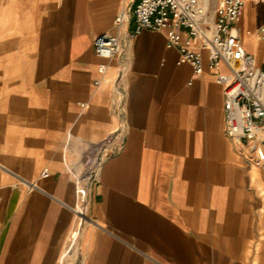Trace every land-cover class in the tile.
Masks as SVG:
<instances>
[{
	"label": "crops",
	"instance_id": "0c3cea01",
	"mask_svg": "<svg viewBox=\"0 0 264 264\" xmlns=\"http://www.w3.org/2000/svg\"><path fill=\"white\" fill-rule=\"evenodd\" d=\"M121 3L0 0V264L76 247L80 264H264V168L224 133L207 51L196 77L166 30L143 29L98 73L93 42ZM235 26L264 69V0ZM107 150L83 206L75 176Z\"/></svg>",
	"mask_w": 264,
	"mask_h": 264
},
{
	"label": "built area",
	"instance_id": "2783aa9c",
	"mask_svg": "<svg viewBox=\"0 0 264 264\" xmlns=\"http://www.w3.org/2000/svg\"><path fill=\"white\" fill-rule=\"evenodd\" d=\"M122 0L113 20L115 32L102 33L93 42L94 55L103 60L97 67L101 75L106 60L122 52L120 36L128 37L143 29L166 30L168 42L179 50V62L191 65L194 76L204 72L202 51H207V66L222 88L224 133L238 146H249L253 163L264 168V69L248 53L235 26L246 0ZM212 9L213 19L209 17ZM133 19L131 31L124 28ZM264 38V27L259 30ZM225 67L226 71H221ZM95 80L94 84H99ZM113 100L121 104L120 89L114 85ZM98 168V167H97ZM47 175V170L41 172ZM78 203L89 199V184L75 176Z\"/></svg>",
	"mask_w": 264,
	"mask_h": 264
},
{
	"label": "rangeland",
	"instance_id": "374dc122",
	"mask_svg": "<svg viewBox=\"0 0 264 264\" xmlns=\"http://www.w3.org/2000/svg\"><path fill=\"white\" fill-rule=\"evenodd\" d=\"M110 151L107 150L106 152L99 153L95 156L92 155L90 157H87V159L83 162V168L81 169L79 174L76 175L83 177L85 181L88 182L90 193L92 191L96 179L97 167L99 166L103 158H105L110 153ZM87 204H89V199L87 200ZM78 211H79L78 218L85 217L86 218L85 220L91 221L89 220L88 212L87 215H85L83 207L79 206ZM80 262H81V258L79 256V248L76 247L74 249V252H71L69 255H67V257H65V260L63 261L62 264H80Z\"/></svg>",
	"mask_w": 264,
	"mask_h": 264
},
{
	"label": "bare ground",
	"instance_id": "6f19581e",
	"mask_svg": "<svg viewBox=\"0 0 264 264\" xmlns=\"http://www.w3.org/2000/svg\"><path fill=\"white\" fill-rule=\"evenodd\" d=\"M85 203H86V202L82 203L83 206L85 205ZM90 226H91V225H90ZM71 235L76 236V232H75V231H72V234H71Z\"/></svg>",
	"mask_w": 264,
	"mask_h": 264
}]
</instances>
